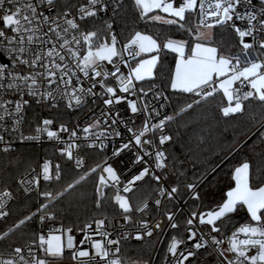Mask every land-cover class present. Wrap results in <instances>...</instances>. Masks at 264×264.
I'll return each mask as SVG.
<instances>
[{
  "label": "snow or ice",
  "instance_id": "6c2138e0",
  "mask_svg": "<svg viewBox=\"0 0 264 264\" xmlns=\"http://www.w3.org/2000/svg\"><path fill=\"white\" fill-rule=\"evenodd\" d=\"M261 3L264 5V0ZM123 4L124 0H87L74 15V6H62L58 0H0V55L6 54L9 61L0 62L2 150L10 151L11 141L5 134L36 140L46 133L50 140L64 144L60 154L77 173L60 190L41 191V180L60 184L64 176L60 164L53 166L45 160L40 171L32 169L18 180L26 194L36 192L41 199L35 211L0 234V241L34 220L41 228L27 244L12 247L7 257L0 255V264H63L66 250L73 264H123L118 254L121 240L127 236L109 231L111 222L107 216L93 217L75 231L63 223L44 231L46 221H56L60 200L95 177V207L103 210L108 200L106 190L114 189L113 199L120 215L126 223H132L133 205L121 193H132L139 183L153 180L160 197L154 201L158 210L164 199L171 202L179 195V185L165 186L170 162L165 145L173 139L166 128L174 116L162 110L171 103L170 96L188 94L190 102H183L180 109L184 113L221 95L227 102L220 108L226 118L243 115L247 103L264 104V6L241 13L238 9L242 5L251 7L252 0H133L139 18L177 26L189 39L168 37L161 41L136 31L120 44L112 23H106L103 36L83 27L88 18H98V13H107L110 7L116 14ZM53 10L55 15L46 14ZM193 17L198 19L194 22ZM237 20L246 23L240 26ZM223 28L234 30L238 37L232 45L235 52L209 38L213 30ZM170 54H174V71L166 69ZM165 70L166 80L158 79ZM89 99L102 107L99 115L82 128L78 124L70 129L60 123L53 130L55 121L44 119L35 135H23L26 107L32 101L53 108L65 101L67 109L77 110L85 107ZM122 108L130 109L132 115L123 118ZM135 114L143 117L139 127ZM62 133L68 134L67 142ZM117 139L121 140L118 146ZM109 144L113 145L111 158L90 165L86 154L104 152ZM126 151L133 152L132 163L139 168L122 181L124 173L118 172L109 159L116 160ZM232 178L234 187L230 186L216 208L190 211L183 228L176 213L165 212L168 226L187 235L170 238L164 264H195L192 258L209 247L220 264H264V186L250 182L252 165L247 161L235 167ZM184 187L193 199L200 200L197 183ZM12 199L11 190L0 192V220L9 217ZM148 207L145 201L135 211L143 213ZM245 210L249 221L227 235L233 215ZM137 223L142 230L135 235L137 240L152 237L155 230L161 229L159 220L150 224L141 219ZM76 232L81 239L77 240Z\"/></svg>",
  "mask_w": 264,
  "mask_h": 264
},
{
  "label": "trees",
  "instance_id": "16d2710c",
  "mask_svg": "<svg viewBox=\"0 0 264 264\" xmlns=\"http://www.w3.org/2000/svg\"><path fill=\"white\" fill-rule=\"evenodd\" d=\"M60 5L74 6L75 12L87 0H58ZM261 3V0H258ZM262 4V3H261ZM63 10V8H61ZM162 14V13H161ZM152 15V14H150ZM196 21V17H193ZM106 23H110L106 15L88 21L89 30H97L103 36L107 32ZM113 31L118 33V41L125 43L136 31L150 34L161 41L168 37L189 39L188 34L179 30L177 26L163 25L152 22L147 18L138 17V9L133 5V0H124L123 7L113 15ZM211 40L216 45H221L226 50L235 52L232 47L238 42L234 30L230 28L216 29L212 31ZM174 54L166 59V69L174 71ZM168 71L160 73L158 79L166 80ZM184 96H170L173 121L169 123V130L174 141L168 148L169 164L166 170L168 183L178 185L183 182L195 183L213 170L200 190L202 202L201 211L215 209L222 197L234 187L232 178L235 167L242 161L252 165L253 185L264 186V104L251 102L246 104V111L237 118L223 117L220 108L226 106V98L218 95L216 99L202 106L181 113L183 102H190ZM50 156L54 164H60L64 176L60 184H45L42 191H58L67 184L77 173L72 164L59 154L54 147L20 146L15 151L5 153L0 147V192L11 190L17 201L10 208V215L0 221V234L13 226L20 218L35 211L40 199L38 196L23 197L18 180L28 170L37 166L39 161ZM96 178H90L82 186L68 193L57 204V220L65 226L74 229L85 221H91L93 217L121 216L118 205H115V191L106 190L108 200L104 202L103 210H98L94 205V185ZM153 192H145L141 189L132 197L133 209H136L146 199L152 198ZM195 203L191 208H195ZM249 221L245 211L234 214L229 222L230 230L240 224ZM234 226V227H233ZM36 233L35 220L13 233L6 241H0V252H10L12 247L27 244L33 234ZM227 233V234H228ZM134 252L130 256L134 261H147L150 259L154 242H147L133 247ZM157 264H163L162 258Z\"/></svg>",
  "mask_w": 264,
  "mask_h": 264
},
{
  "label": "built area",
  "instance_id": "2783aa9c",
  "mask_svg": "<svg viewBox=\"0 0 264 264\" xmlns=\"http://www.w3.org/2000/svg\"><path fill=\"white\" fill-rule=\"evenodd\" d=\"M179 2V0H177ZM87 3V2H86ZM260 2L258 0H252V6L248 7L246 5H242L238 11L241 13H247L248 11L252 10H259L260 7H262ZM46 14H51L55 15V10H53L51 13L46 12ZM73 14H76V11L73 12ZM100 15H106L109 18L110 23L113 24V10L110 7L107 13H98V17ZM94 19V18H88L87 22L83 25L86 29H88V21ZM237 25L243 26L246 22L245 21H236ZM114 25V24H113ZM89 30V29H88ZM117 36L118 33L117 31H114ZM119 40V39H118ZM122 44V43H120ZM0 62L3 63H9L8 57L6 54L0 55ZM8 98H14L9 96ZM25 98H28L27 96ZM66 102L65 101H60L59 106L56 108L51 107L47 103H41L37 104L34 101L30 103L29 107H26V113H25V122L22 126L21 131L23 132L24 136H29V135H35V129L37 127H42V121L44 119H53L55 121L54 125L51 126L53 130L58 129L60 123L66 124L70 129L76 127L78 124L82 128L85 126L87 123H90L92 121V118L94 116H98L100 113V107L102 105L97 102V104H92L91 100L89 99L88 104L85 107H82L77 110H71L66 108ZM166 111L168 114L172 115V105L171 103L166 107V109H163L162 112ZM121 114L122 117L127 119L130 115V109L125 110L124 108L121 109ZM143 117L140 114H135V121H136V126L139 127L141 125ZM122 132L124 131L123 128L120 129ZM166 132L170 134L172 137V133L169 130V124L167 125ZM6 139L11 141L10 144V151H15L18 149L20 146H35L39 148L43 147H54L56 151L60 154L59 149L61 147H64V144H61L59 141L56 140H50L47 137V134H41L39 139L36 140H24L21 139L18 134L10 135V134H5ZM124 136L127 137V133H124ZM62 139L67 142L68 140V134L67 133H62L61 134ZM174 138L172 139L171 142L165 145V148L167 149V155H168V148L170 145L173 143ZM116 146H118L121 143L120 139L116 140ZM1 148H3V145H0ZM112 144H109L108 148L104 152H97V151H92L86 154V158L88 159V162L90 165H95L96 163H101L105 159V157L111 158V151H112ZM132 157H133V152H125L121 155L120 158H117L116 160L109 159L110 163H113L114 167L117 168L118 172H123L124 175H122L121 179L122 181L125 180L127 177H130L133 173L137 171L139 168V165H135L132 163ZM169 158V155H168ZM45 160H50L53 164L52 157L50 156H45L43 157L37 166H35L32 169H36L37 171H40L42 164L44 163ZM127 165V166H126ZM32 169L28 170L25 174H23L20 178L25 176L28 173H31ZM131 169V170H129ZM213 173V170L209 172L205 177L200 179L199 181L195 182L198 184V191L200 193V190L202 186L204 185L205 181L207 178ZM189 182H183L178 184L180 186V191L179 195L171 202L167 201V199H164L162 201V205L160 206L159 210L154 206V201L159 197L158 191H157V185L155 181L146 179V182L139 183V186L134 189V192L132 193H121L123 195H127L130 203L132 200V197L134 194L136 195V192H138L141 189H145V192L152 191L153 192V197L148 198L145 201L148 202L149 207L145 210V212H137L133 211L132 213V223H126L122 216H107L108 220L111 222L108 225V230L111 231L114 235H125L127 236L126 239L121 240V252L118 254L123 262V264H157L158 259L161 257L162 262L164 264V260L167 253V246L170 243V238L173 235H179L181 237L186 236L187 234L183 231L177 233L176 230L171 229L168 226V221L165 216L166 211H172L176 213L177 219L179 220L181 227L183 228L184 226V221L185 218L188 216V213L190 211H201V199L200 200H195L189 195V191L184 187L185 184ZM45 184H50L46 183L43 180H41V185H40V190L42 191V187ZM19 185V184H18ZM170 186L169 183L165 185ZM20 191L23 195V197H29V196H38L36 192H29L25 193L24 189L22 186L19 185ZM114 190V189H113ZM115 191V190H114ZM39 197V196H38ZM40 198V197H39ZM17 201L16 196L13 194V199L9 201V209L11 206ZM144 201V202H145ZM143 202V203H144ZM142 203V204H143ZM195 203V208L192 209L191 205ZM140 204V206L142 205ZM139 207V206H138ZM103 218V217H102ZM141 219L149 221L150 224L154 223L155 221L159 220L161 222V229L155 230L153 232L152 237H144L142 240H137L135 239V235L137 234L138 231H142L138 227V221ZM1 221V220H0ZM36 222V233L39 231L41 228V225L37 220ZM61 221L57 220L54 222H45L44 231L47 232L50 229L53 228H58L61 225ZM106 223H108L106 221ZM64 225V224H63ZM241 225V224H240ZM238 225L237 227H239ZM65 226V225H64ZM68 227V226H65ZM236 228V227H235ZM232 229L231 231L235 230ZM74 229V228H73ZM76 229H74L75 231ZM231 231L227 235H231ZM76 238L77 240L81 239V235L79 232H76ZM96 239H99V237H95ZM147 242H154V249L152 252V255L149 260L147 261H134L131 260L130 256L132 253L135 251L133 247L142 245ZM255 250H253L254 252ZM11 252V251H10ZM10 252H0V255L7 257ZM194 259L195 264H220V261L217 259L216 253L214 250L209 247L207 249H201L197 256ZM63 264H73V261L71 260V257L68 255V250L65 252V257ZM187 264V262H186Z\"/></svg>",
  "mask_w": 264,
  "mask_h": 264
},
{
  "label": "crops",
  "instance_id": "0c3cea01",
  "mask_svg": "<svg viewBox=\"0 0 264 264\" xmlns=\"http://www.w3.org/2000/svg\"><path fill=\"white\" fill-rule=\"evenodd\" d=\"M211 37H212V32H211V34H209V38L211 39Z\"/></svg>",
  "mask_w": 264,
  "mask_h": 264
},
{
  "label": "water",
  "instance_id": "95a60500",
  "mask_svg": "<svg viewBox=\"0 0 264 264\" xmlns=\"http://www.w3.org/2000/svg\"><path fill=\"white\" fill-rule=\"evenodd\" d=\"M198 19V17H196V20Z\"/></svg>",
  "mask_w": 264,
  "mask_h": 264
},
{
  "label": "rangeland",
  "instance_id": "374dc122",
  "mask_svg": "<svg viewBox=\"0 0 264 264\" xmlns=\"http://www.w3.org/2000/svg\"><path fill=\"white\" fill-rule=\"evenodd\" d=\"M163 15H166V14H163ZM211 34V33H210Z\"/></svg>",
  "mask_w": 264,
  "mask_h": 264
}]
</instances>
